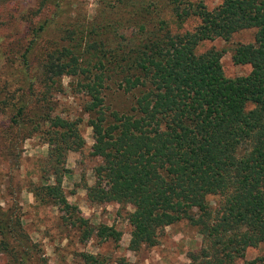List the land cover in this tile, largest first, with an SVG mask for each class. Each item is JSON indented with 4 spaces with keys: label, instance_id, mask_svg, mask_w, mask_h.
<instances>
[{
    "label": "trees",
    "instance_id": "trees-1",
    "mask_svg": "<svg viewBox=\"0 0 264 264\" xmlns=\"http://www.w3.org/2000/svg\"><path fill=\"white\" fill-rule=\"evenodd\" d=\"M73 1L52 0L55 12L33 29V45L48 30L54 35L34 76L30 46L20 56L22 68L5 61L0 255L6 264H47L23 225L24 191L35 206L63 213V239L118 247L119 231L90 223L64 194L67 155L85 150L96 160L87 200L131 208V251L160 245L167 228L186 222L200 237L188 264H264V254L245 259L248 248L264 245V0H220L212 8L198 0H95L91 18ZM250 31L252 41H232ZM217 39L231 42L232 61L249 66L247 75H224V50L197 52ZM64 78L80 100V117L57 113ZM82 116L93 136L88 148ZM34 136L48 150L35 161L39 176L23 180L21 145ZM75 256L80 264L116 263L102 253Z\"/></svg>",
    "mask_w": 264,
    "mask_h": 264
},
{
    "label": "rangeland",
    "instance_id": "rangeland-1",
    "mask_svg": "<svg viewBox=\"0 0 264 264\" xmlns=\"http://www.w3.org/2000/svg\"><path fill=\"white\" fill-rule=\"evenodd\" d=\"M83 3V12L91 18L96 9L95 0H74L73 2ZM195 1V0H194ZM202 1L208 8L216 6L220 0H198ZM66 1L61 7H65ZM55 12V5L52 0H0V85L8 78L5 70V61L10 58L16 63L14 68H22L21 54L30 46L27 54L31 76L37 72L38 61L41 57V49L53 38L47 33L41 34L36 42L31 44L33 29L42 23L45 18L49 19ZM196 22H190L185 26L191 30ZM51 29V28H50ZM252 32H242L235 35L234 42L252 41ZM231 42L221 39L204 42L197 51L201 53L210 48L224 50L221 58L223 73L227 78H236L247 75L250 67L247 65H235L231 58ZM8 56V57H7ZM68 78H64V94L58 96L57 113L65 118L80 117V100L71 96L67 90ZM81 134L83 135L87 148L93 143L91 129L86 126V117L82 116ZM0 120V126L4 124ZM22 168L21 178L23 180L36 179L39 175L36 170L35 161L43 158L48 150L42 139L34 136L27 139L21 145ZM85 153H68L65 167L69 173L63 178V190L69 203L77 206L79 213L92 224H103L113 226L121 233L118 247L113 243L99 244L95 239L80 243L77 239L66 240L59 228L58 216L63 213L54 207L35 206L32 195L24 191L23 203V225L32 240L37 242L43 249L47 264H80L79 258L75 255L80 252L102 253L112 258V262L119 264H188L187 254L195 251L200 245V237L196 231L186 222H181L166 229L165 237L160 245L152 248H145L137 252L129 249L130 227L127 222L126 211L129 206H120L116 203H92L86 197V184L94 183L92 166L96 160L87 157ZM18 178V175H17ZM264 254V245L258 248H248L245 259H253ZM74 255V256H72ZM0 264H6V258L0 255Z\"/></svg>",
    "mask_w": 264,
    "mask_h": 264
}]
</instances>
